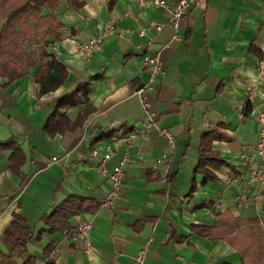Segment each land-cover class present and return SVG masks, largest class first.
Returning <instances> with one entry per match:
<instances>
[{"label": "crops", "instance_id": "0c3cea01", "mask_svg": "<svg viewBox=\"0 0 264 264\" xmlns=\"http://www.w3.org/2000/svg\"><path fill=\"white\" fill-rule=\"evenodd\" d=\"M189 1L175 30L168 9L158 5L57 0L51 11L58 34L45 38L66 80L42 93L33 77L37 66L5 86L0 76V142L14 141L22 151L12 168L13 150L0 148V264H243L241 231L251 221L264 228V183L251 171L258 160L256 116L264 112V79L256 70L264 0ZM107 25L99 47L84 57L81 42ZM153 52L163 74L138 96L149 77L143 55ZM58 101L68 104L60 112L72 121L87 104L91 111L82 125L50 134L46 119ZM144 103L173 131L172 144L153 127L143 136ZM206 132L222 162L205 166L212 179L196 171ZM127 149L122 191L114 205L104 204L107 172ZM71 195L99 206L52 231L44 215ZM225 218L240 240L230 243L219 231ZM15 220L30 228L23 246L6 235ZM87 220L89 247L72 234Z\"/></svg>", "mask_w": 264, "mask_h": 264}, {"label": "trees", "instance_id": "16d2710c", "mask_svg": "<svg viewBox=\"0 0 264 264\" xmlns=\"http://www.w3.org/2000/svg\"><path fill=\"white\" fill-rule=\"evenodd\" d=\"M56 2L57 0H0V76L6 78V81L2 83L3 86L28 73L31 66H37L33 77L40 85L42 93L54 91L66 80L67 70L64 64L48 50L47 46L50 42L45 38L46 35L57 36L58 34L60 23L51 11ZM44 8L49 10L48 13H44ZM67 107L68 104L64 101L56 103L54 112L46 119L48 133L69 131L82 125L91 111L87 104L76 120L72 121L60 112L61 108ZM209 134L210 132H206L202 136L206 153L200 154L196 171L201 170L212 179L214 175L206 171L205 166L209 164L211 167H218L222 162L210 148ZM0 148L13 150L12 168L16 165V161H22V151L14 141L0 142ZM98 206L99 203L92 199L71 195L63 203L57 204L50 213L45 214L44 219L54 231L66 225V219L72 214L94 210ZM221 225L222 229L219 231L223 235H229L227 239L230 243H233L235 239L240 240L238 233L233 229L236 225L228 226L226 218ZM245 231L247 234L242 238L241 249L243 264H264V228H261L257 221H251L241 232ZM29 234L30 228L18 220L13 221L6 230V235L12 239L14 246H23Z\"/></svg>", "mask_w": 264, "mask_h": 264}, {"label": "built area", "instance_id": "2783aa9c", "mask_svg": "<svg viewBox=\"0 0 264 264\" xmlns=\"http://www.w3.org/2000/svg\"><path fill=\"white\" fill-rule=\"evenodd\" d=\"M139 2L142 5H158L163 8H167L169 11V22L172 27L176 30L179 26V20L181 19L182 14L186 11L188 6L190 5L189 0H177V2H170L168 0H133ZM155 28L159 29L160 24H155ZM111 30V26H105L104 30L101 34L95 36L94 38L82 41L80 44V52L84 57L89 56L92 52H94L98 47L99 43L103 35ZM142 34L145 31L143 29L140 30ZM144 65L148 70L149 77L145 83L137 86L135 93L138 96H144L147 91L154 89V82L156 79L163 74V63L162 59L158 52L146 53L143 55ZM256 70L257 77L260 79H264V47L263 54L256 61ZM256 93L255 88H251L248 90L247 98L251 99ZM249 99V100H250ZM145 111H146V119L141 120L140 126L141 131L144 137H148L150 134L149 129L153 127L155 131L163 134L166 137L167 142L172 144L174 142V133L172 130L162 126L160 122L154 117V113L149 109L148 103H144ZM257 121H258V131L256 137V147H255V155L258 157L257 166L252 168V175L261 183H264V112H257ZM128 137H124V140H128ZM111 151L108 148L106 154L102 157L101 161V169L106 172L104 163L106 158L110 155ZM128 149L125 155L119 160L117 164L114 165L111 171L107 172V176L111 182L110 191L106 194L103 203L108 204L110 206L114 205V201L117 196L121 193L122 182L124 177V165L127 163L128 159ZM53 161H56V158H52ZM157 162L161 161V158L156 159ZM92 227V223L87 220L81 223H78L72 228V234H74L78 239L84 240L86 246H90L89 231Z\"/></svg>", "mask_w": 264, "mask_h": 264}]
</instances>
